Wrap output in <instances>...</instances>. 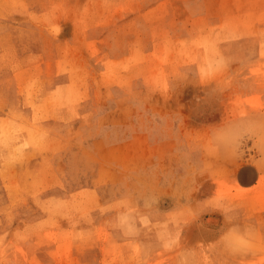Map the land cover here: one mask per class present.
Instances as JSON below:
<instances>
[{"label":"rangeland","instance_id":"1","mask_svg":"<svg viewBox=\"0 0 264 264\" xmlns=\"http://www.w3.org/2000/svg\"><path fill=\"white\" fill-rule=\"evenodd\" d=\"M0 264H264V0H0Z\"/></svg>","mask_w":264,"mask_h":264},{"label":"bare ground","instance_id":"2","mask_svg":"<svg viewBox=\"0 0 264 264\" xmlns=\"http://www.w3.org/2000/svg\"><path fill=\"white\" fill-rule=\"evenodd\" d=\"M15 159V158H14ZM238 166V165H237ZM244 175V174H243ZM206 222L210 225H216L217 224V219L216 218H208ZM19 229V228H18ZM16 236V235H15Z\"/></svg>","mask_w":264,"mask_h":264}]
</instances>
